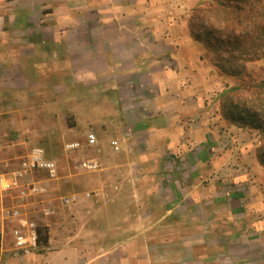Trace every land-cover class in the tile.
<instances>
[{"label": "crops", "instance_id": "obj_1", "mask_svg": "<svg viewBox=\"0 0 264 264\" xmlns=\"http://www.w3.org/2000/svg\"><path fill=\"white\" fill-rule=\"evenodd\" d=\"M184 2L0 0V86H16L12 72L28 73L25 83L51 73L55 87L99 91L111 141L136 152L111 166L123 181L100 189L105 207L86 209L84 224L45 225L30 253L14 247L18 221L1 214L14 199H0V264H264L257 132L225 120L218 95L230 78L173 14ZM29 151L11 168L0 160V174Z\"/></svg>", "mask_w": 264, "mask_h": 264}, {"label": "rangeland", "instance_id": "obj_2", "mask_svg": "<svg viewBox=\"0 0 264 264\" xmlns=\"http://www.w3.org/2000/svg\"><path fill=\"white\" fill-rule=\"evenodd\" d=\"M180 1H185L184 3L189 1L188 9L191 11L181 8L179 12L175 11L173 14L178 17V20H180L179 17L187 20L188 29L192 33L189 21L191 15H195L192 13L194 2L172 0L173 7ZM260 1L264 8V0ZM206 3V1H200L195 4V7L197 5L202 7L205 19L213 23L216 28L217 24L222 22L216 19V8H210L206 6ZM261 37L264 38V35ZM203 46L206 63L216 67V50L211 51L205 45ZM246 70L253 72L256 78H252L248 72L245 74L253 80L264 79V59L246 63ZM24 74L28 77V73ZM24 76L12 72L5 79L13 83L17 82L16 86L9 88L0 86V160H5L7 167L11 168V165L13 166L29 150L42 149L46 157L58 166V177L51 180L45 175L36 179L45 188V192L30 196L25 201L29 218L41 228L47 224L57 223L59 217L66 224L71 221L84 224L86 209L89 211L96 208L99 211L102 206L100 189L104 186L121 187L123 177L121 178L116 167L111 166L132 160L136 152L127 147L120 148L119 151L111 148V140L118 138L117 131L116 127H108L105 121L99 119V111L102 107L99 91L79 87H55L51 73H46L45 78L34 79L36 81H32L33 83L20 81ZM245 79L248 80L246 77ZM227 81L223 84L233 86L239 83L237 79L230 78ZM36 82L38 87L34 85ZM88 132L96 136L97 143L93 147L86 145L85 137ZM256 136V143L260 147L264 143V137L258 132ZM123 137L129 141L132 140L126 135ZM67 142L78 143L80 148L73 152H66L64 145ZM85 159L95 160L98 163L97 170L93 172L81 170L79 163ZM5 173L8 174L9 171ZM131 174L129 177L132 176ZM113 191L117 192L120 189ZM16 194L17 192L13 190L8 197L14 199ZM72 197L75 198L72 204H62L63 198ZM47 203L53 206L54 214L51 216L43 214V208ZM74 207L82 211L77 210L70 214V209ZM90 219L91 217L86 220Z\"/></svg>", "mask_w": 264, "mask_h": 264}, {"label": "trees", "instance_id": "obj_3", "mask_svg": "<svg viewBox=\"0 0 264 264\" xmlns=\"http://www.w3.org/2000/svg\"><path fill=\"white\" fill-rule=\"evenodd\" d=\"M206 6L216 8L218 23L214 27L197 5L192 9L189 25L194 40L201 42L211 51L216 50V68L223 76L237 79L238 84L228 86L218 98L224 118L228 123L246 127L264 137V79L259 81L246 63L264 59V8L260 0H199ZM258 4V6H257ZM195 22V23H193ZM261 35V36H259ZM251 75H245L248 73ZM245 77L248 79L246 80ZM257 156L264 167V143L258 147ZM37 228L38 245L46 243L47 235Z\"/></svg>", "mask_w": 264, "mask_h": 264}, {"label": "built area", "instance_id": "obj_4", "mask_svg": "<svg viewBox=\"0 0 264 264\" xmlns=\"http://www.w3.org/2000/svg\"><path fill=\"white\" fill-rule=\"evenodd\" d=\"M86 145L93 147L96 145V136L92 132L86 134ZM110 146L114 151H119L120 147L117 141H111ZM80 148L78 143L67 142L64 145L66 152H73ZM79 168L83 171L93 172L98 168V163L93 159H85L79 163ZM43 171L51 179H57L58 169L54 161L46 157L42 149L34 148L20 161L18 169L9 173V175L0 174V199L8 197L11 191H16L13 206H1V214L6 219L18 221V227L12 230L14 247L23 254L34 251L37 247L38 232L34 221L23 218V204L28 196L39 195L45 192V188L30 178L32 172ZM74 197L61 200L62 204L69 205L74 201ZM3 202V201H2ZM53 206L47 203L43 209L46 216L53 215Z\"/></svg>", "mask_w": 264, "mask_h": 264}]
</instances>
